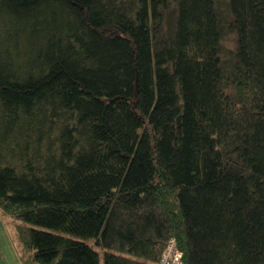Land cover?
<instances>
[{
    "label": "trees",
    "instance_id": "1",
    "mask_svg": "<svg viewBox=\"0 0 264 264\" xmlns=\"http://www.w3.org/2000/svg\"><path fill=\"white\" fill-rule=\"evenodd\" d=\"M0 215L20 264H264V0H0Z\"/></svg>",
    "mask_w": 264,
    "mask_h": 264
},
{
    "label": "rangeland",
    "instance_id": "2",
    "mask_svg": "<svg viewBox=\"0 0 264 264\" xmlns=\"http://www.w3.org/2000/svg\"><path fill=\"white\" fill-rule=\"evenodd\" d=\"M234 36V34H230L225 39V44L233 47ZM16 223H20V221L0 215V264H19V260H16L15 258L18 254V252L16 251L17 245L13 240V230ZM89 242L93 243V240L90 239ZM97 249L101 252V264H103V250L100 248Z\"/></svg>",
    "mask_w": 264,
    "mask_h": 264
},
{
    "label": "built area",
    "instance_id": "3",
    "mask_svg": "<svg viewBox=\"0 0 264 264\" xmlns=\"http://www.w3.org/2000/svg\"><path fill=\"white\" fill-rule=\"evenodd\" d=\"M182 252L177 247L175 240L170 239L162 251L158 264H183Z\"/></svg>",
    "mask_w": 264,
    "mask_h": 264
},
{
    "label": "crops",
    "instance_id": "4",
    "mask_svg": "<svg viewBox=\"0 0 264 264\" xmlns=\"http://www.w3.org/2000/svg\"><path fill=\"white\" fill-rule=\"evenodd\" d=\"M16 251L18 252V250L16 249ZM19 253L17 254V256L15 257L16 258V260H19ZM18 263L20 264V260L18 261Z\"/></svg>",
    "mask_w": 264,
    "mask_h": 264
}]
</instances>
